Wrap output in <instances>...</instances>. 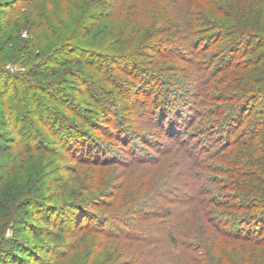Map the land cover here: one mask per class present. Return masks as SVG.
Wrapping results in <instances>:
<instances>
[{"label":"trees","instance_id":"16d2710c","mask_svg":"<svg viewBox=\"0 0 264 264\" xmlns=\"http://www.w3.org/2000/svg\"><path fill=\"white\" fill-rule=\"evenodd\" d=\"M29 1L0 0V264H97L92 256L68 262L90 234L115 242L114 261L125 257L124 263L135 264L144 251L135 253L130 241L147 239L144 223L110 231L92 224L95 211L109 202L101 200L104 189L96 182L85 186L83 172L70 166L66 153L73 146L72 156L85 166H122L121 146L146 144L155 135L145 123L162 127L170 114L187 110L199 135L211 130L208 136L215 135L219 146L212 152L215 143L208 149L197 142L191 152L183 148L193 147L199 135L176 141L178 165L187 164L190 182L178 176L185 183L174 180L172 193L179 197L187 188L186 201L194 206L180 223L167 222L176 228L169 238L192 251L188 264H264V0H78L76 30L50 51L26 47L21 24L9 18ZM118 18L126 22L118 26ZM10 63L26 70L11 71ZM121 74L129 75L125 81L135 93H150L134 98L129 119L113 110L122 104L98 94L104 91L100 81L110 84ZM119 118L139 124L133 130L118 126L103 140L90 130ZM111 143L118 147L110 149ZM88 148L98 157L85 160ZM205 165L216 175L196 170ZM65 179L76 186L73 192L59 184ZM172 188L150 196L149 210L142 212L148 221L173 216L154 202L169 200ZM110 219L125 223L121 215L105 223ZM78 231L77 242H70Z\"/></svg>","mask_w":264,"mask_h":264},{"label":"rangeland","instance_id":"374dc122","mask_svg":"<svg viewBox=\"0 0 264 264\" xmlns=\"http://www.w3.org/2000/svg\"><path fill=\"white\" fill-rule=\"evenodd\" d=\"M76 2H78V0H31L16 7L10 13L9 18L12 22L16 20L19 21V24H21V30H23L24 32L22 37L24 39L26 47L30 48V46L34 44V50L43 49L50 51L55 48V46H59L64 37L66 38L76 30L78 22L80 21V18L78 17L80 9L73 5L76 4ZM116 21L117 25L121 26L126 22V19L118 18ZM47 34H51L53 38L49 40ZM192 56H195V54ZM107 64L111 63L108 61ZM8 67L11 69V71L16 72H23L26 70V67L23 64L14 65L10 63ZM116 70L119 71V69ZM184 74H181V76H184ZM128 76L129 75H123L124 78L122 77V74L120 75V77L118 76L116 78H113L112 76V81H110V84L105 81H100V84L103 86L102 89H104L105 92L101 90L98 93L100 97H104L106 95L108 101L111 100L116 102L117 104H122L121 109H118L119 105H117L118 107L114 106L113 108L115 109L113 110L117 109V111L120 112V117H124L125 119H129L131 117V115H129V111L131 110L130 107L134 105L135 100L139 96H141L142 100L147 97L149 98L150 96V93H148L147 96L142 93H135L136 90L132 89L130 84L126 82L129 79ZM11 82L15 83L16 80L11 79ZM135 83L137 84L138 82L135 81ZM147 86L146 92L148 91L149 86L151 87L152 85ZM73 94H77V90L73 91ZM164 98L165 99H163L162 103H165L166 105L167 99L166 97ZM172 98H174L172 99L174 102L175 97L172 96ZM180 101L183 102L184 99H180ZM124 105H126L125 108H123ZM175 106L176 105H173L171 108H175ZM95 108L97 112L100 110L99 106H96ZM126 108L127 110H125ZM139 108H141L140 111H142V107ZM190 114L191 116L194 115V113H192L190 110L185 111V113H183V116H179V114V117L170 114L171 116L167 120L165 119L163 121L162 127L151 126L150 120L145 123V129H153L155 135L151 136L149 138V142L146 144H141L139 143V141H137L134 143H130L125 148L121 146L120 148H122L123 150H118L120 153L119 155L121 156V158H123V161L121 162L122 166H85L81 163L80 160H78L79 158L75 159V157L72 156V152L75 151V148L73 146L70 147L69 151L66 153V157L70 166L73 168L76 167L79 170L81 169L80 172H83L82 180L85 186H89L91 183L96 182L99 187H102V189H104L102 193L104 199L101 200H107L110 204V207L108 206V204L106 207L102 206V208H98V210L95 211L96 217H98V221L100 222L95 220L94 222H91L92 224L102 228H107L110 231L118 229L121 230L124 226H129V229H134L135 225H132L134 220V224H136L137 226H139L140 223H144V232L147 233V239L140 242L136 240H133V242L130 241V243H132V247H134L135 249V253H137V249H141L144 251V253H140V258L135 264L190 263V256L192 255V251L181 243L174 244L170 240L168 234L170 231L176 230V228L173 227V225H167L168 221L171 224V220L173 223L175 222V224L180 223V221L183 220V216L186 210L194 206L192 202L186 201L191 195V192L187 188L183 190V195L179 192V197H175L172 193V190H175L172 188L174 185L173 183H175L174 180L176 182L185 183L186 178V180L190 182V179L188 178L189 176H187V171H189V168L186 167L187 164L178 165L180 162V154L177 153L178 145H175L178 138L183 139L187 137L188 140L190 139L189 135L197 136L200 134L198 123L196 125L190 124L193 121V119L190 120ZM122 118H119L120 121L117 120L114 123H102V126H100V128L95 127L90 130H92V133L95 135V137H99V139L103 140V138H105L104 136H106L107 134H110L113 131L116 133V131L118 130V126L123 130H133V128L139 124V122L133 123V126L131 127V125L124 122ZM93 119H95V116L91 117V120ZM169 130L170 132L168 133ZM209 131L211 130H206L204 134L196 137L192 142L194 146L190 147V149H188L187 147L182 148L193 152L197 146V142L205 144L208 149H210V147L208 146H213L212 144L215 143L216 146L214 148L212 147L213 149L211 148L212 152H214L216 149H218L219 145L215 142V135H212L211 139L209 138ZM222 132L223 130L218 131V135L220 136ZM112 140L116 141L117 139L115 137V139ZM101 142L104 143V141ZM114 147L118 146L112 143L111 145L109 144L110 149H114ZM200 149H203L202 145H200ZM200 149H197V155L201 154L202 151H200ZM86 152L87 153L85 155V160H87V158H91L94 160V158L98 157L95 156L98 153V150L88 148ZM131 152L133 155L135 154V157L131 158ZM202 154L205 155L206 151ZM206 163H209V165L212 164V166L217 164L216 160H206ZM206 166L207 165L197 168L196 170L200 173H205L206 176L209 177L214 174L216 175V172H212ZM183 175L185 176V178L182 179V181H179L178 176L182 177ZM59 176V180L61 181L62 177L61 175ZM59 184H61L63 188H66L68 185H70V182L67 183V179H65L64 182H59ZM69 188H71V191L73 192L76 186H73L72 184L69 186ZM169 188H172L171 190L167 191V197L169 198V200L160 201V199L157 197L155 199L156 201L154 202H158L159 200V202H161V204L165 208H170V212H173V216L166 217V219L155 218L151 221H148L149 218H146L142 212H145V210H149V207H146V203L150 202L152 198L150 196L158 190L162 192V190H168ZM85 191L86 190L83 188L78 189L79 194L82 193V195H84ZM63 200L64 199L58 201L62 202ZM175 200L183 201L175 202ZM123 205L125 206V208L121 210V213H116L114 215H121L124 218L125 223H118L116 221H113L112 219H110L108 223H105L109 219V216H114L110 214H113V212H115L119 206ZM151 210L152 212H154V209ZM138 215L140 216L138 217V219H136V216ZM186 216H188V214H186ZM89 220H84L82 224L83 228L89 227ZM161 220H163L164 224H162ZM11 234V232L8 233L9 236ZM139 234L141 235V233ZM80 236L81 232L79 231L78 233L70 235V242H77ZM181 240L182 239L179 238V242H181ZM94 243L95 246H93ZM114 244L115 242L112 244H108L106 234H90L85 242L80 243L77 249L72 251L68 262L72 263L74 261L80 263L92 256L91 258H95V260H97V264H126L123 262L125 257H121L120 261L118 262L114 261L115 257H117L114 255ZM94 251L95 253L92 255V252ZM124 251L125 248L120 249L119 252L124 253ZM137 254L139 255V253ZM51 261L52 260L47 259V263L50 264ZM30 264H32V262H30Z\"/></svg>","mask_w":264,"mask_h":264}]
</instances>
